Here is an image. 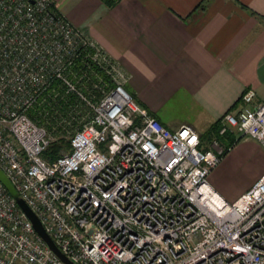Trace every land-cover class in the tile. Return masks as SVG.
<instances>
[{
    "label": "built area",
    "instance_id": "obj_1",
    "mask_svg": "<svg viewBox=\"0 0 264 264\" xmlns=\"http://www.w3.org/2000/svg\"><path fill=\"white\" fill-rule=\"evenodd\" d=\"M83 59L111 80L93 83L97 95L84 91ZM127 79L51 0H0V170L18 196L75 264H264V172L226 201L207 180L218 138L204 147L192 125L168 129ZM68 95L85 108L80 126L67 152L45 158L55 138L29 111ZM254 97L242 94L218 136L235 131L264 147V101ZM0 264H65L1 182Z\"/></svg>",
    "mask_w": 264,
    "mask_h": 264
},
{
    "label": "crops",
    "instance_id": "obj_2",
    "mask_svg": "<svg viewBox=\"0 0 264 264\" xmlns=\"http://www.w3.org/2000/svg\"><path fill=\"white\" fill-rule=\"evenodd\" d=\"M51 1L119 64L125 89L168 129L189 124L202 135L236 113L247 90L253 104L264 101V0ZM231 132L236 142L208 175L228 202L250 185L228 178L264 161L257 140Z\"/></svg>",
    "mask_w": 264,
    "mask_h": 264
},
{
    "label": "trees",
    "instance_id": "obj_3",
    "mask_svg": "<svg viewBox=\"0 0 264 264\" xmlns=\"http://www.w3.org/2000/svg\"><path fill=\"white\" fill-rule=\"evenodd\" d=\"M107 1L110 3L109 0ZM52 7L56 11L53 3ZM56 13L58 12L56 11ZM78 65L81 68L79 73L87 71V74L92 80L89 84L85 85V92L96 95L99 94L98 90L93 87V83L95 82H97L98 86L106 82L111 85L110 78L89 59H83V61H80ZM75 112L77 114H75ZM84 112L85 108L81 104H78V101H75L69 95L65 99H47V101L37 104L30 109V118L36 124L45 127L46 130L55 138L44 153L43 156L45 158H55L62 152H67L69 150V136L72 135L73 129L80 126V121ZM219 127L220 120H217L209 127L207 132L200 135V137L202 141L208 137H221V140L223 141L222 157L223 154L226 153L236 142L237 138H235L231 131H227L224 135L218 136Z\"/></svg>",
    "mask_w": 264,
    "mask_h": 264
},
{
    "label": "water",
    "instance_id": "obj_4",
    "mask_svg": "<svg viewBox=\"0 0 264 264\" xmlns=\"http://www.w3.org/2000/svg\"><path fill=\"white\" fill-rule=\"evenodd\" d=\"M0 182L3 184V186L6 188V190L9 192V194L15 199L17 205L20 207V209L26 214L28 219L31 221L33 228L35 231L42 237V239L46 242L48 247L59 257V259L64 262L65 264H75L70 259H68L55 245V243L52 241V239L48 236V234L45 232L39 218L36 216V214L30 209V207L22 200L8 179V177L3 173V171L0 170Z\"/></svg>",
    "mask_w": 264,
    "mask_h": 264
},
{
    "label": "rangeland",
    "instance_id": "obj_5",
    "mask_svg": "<svg viewBox=\"0 0 264 264\" xmlns=\"http://www.w3.org/2000/svg\"><path fill=\"white\" fill-rule=\"evenodd\" d=\"M212 138V137H211ZM211 138H205L204 140H203V146H209V142H210V139ZM233 146V145H232ZM231 146V147H232ZM230 147V148H231ZM230 148L228 149V151L226 152V153H224L223 154V156L222 157H224L228 152H229V150H230ZM255 165H256V167H255ZM263 168H264V161L263 160H258L257 161V163L255 164V162L254 161H252V162H249L248 164H247V168L245 169V171H243L242 173H241V175H233V177H230V178H228V182H229V184L231 185V186H233V187H235L236 186V181L237 182H242L241 184H246V185H249V187L252 185L251 183L253 182V180H254V178H256L255 176H256V171L257 170H263ZM243 174V175H242ZM262 174V173H261ZM239 177V178H238ZM207 180H208V182L210 183V180H209V178H207ZM257 180V179H256Z\"/></svg>",
    "mask_w": 264,
    "mask_h": 264
}]
</instances>
